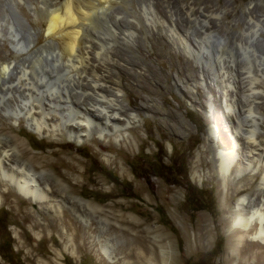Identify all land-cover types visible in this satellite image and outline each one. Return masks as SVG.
Wrapping results in <instances>:
<instances>
[{
	"label": "rangeland",
	"instance_id": "374dc122",
	"mask_svg": "<svg viewBox=\"0 0 264 264\" xmlns=\"http://www.w3.org/2000/svg\"><path fill=\"white\" fill-rule=\"evenodd\" d=\"M65 1L54 0L58 7ZM90 2L95 3L77 0V7ZM36 3L0 0V26L13 9L44 42L46 25L35 14ZM188 6L196 14H221L227 35L237 32L235 21L248 9L264 14V0H118L112 5L107 11L112 25L120 26L113 18L125 20L136 33L127 45H112L119 60L114 83L132 109L151 108L141 112L138 126L128 129V141L100 140L94 134L75 145L59 133L39 138L24 123L0 120V138H19L28 156L39 158L30 163L20 154L19 160L76 204L56 210L44 201L32 203L0 176V264H111L100 251V241L108 238L119 258L114 264H164L156 242L167 248L165 264H264V246L247 238L238 244L242 232L231 231L229 223V213L242 197L253 194L259 178L221 177L208 132L212 115L202 104L207 90L191 91L185 85L186 76L196 71L166 44V28L157 16V10L163 15L171 11L183 20ZM11 50L0 39V62ZM213 110L217 141L228 142L225 114ZM137 250L148 255V262L134 258Z\"/></svg>",
	"mask_w": 264,
	"mask_h": 264
},
{
	"label": "bare ground",
	"instance_id": "6f19581e",
	"mask_svg": "<svg viewBox=\"0 0 264 264\" xmlns=\"http://www.w3.org/2000/svg\"><path fill=\"white\" fill-rule=\"evenodd\" d=\"M36 1L35 14L46 25L44 42L13 9L2 18L8 29L0 26V39L12 50L0 62V120L24 123L39 138L59 133L75 145L94 134L100 140L110 136L115 143L128 141V129L138 126L141 112H151V108L132 109L114 83L113 67L119 60L112 45L120 41L127 45L136 34L125 20L113 18L122 27L112 25L107 11L118 0H94L96 4L90 2L80 9L77 0H66L60 7L54 0ZM153 3L148 2L154 7ZM183 11L182 20L181 14L170 11L163 15L157 10L166 28V44L185 57L190 71H196L186 76L185 85L191 91L207 90L202 104L213 116L208 132L221 177L226 181L232 176L259 178L253 194L242 197L229 213V223L231 231L242 232L238 244L247 238L264 246V14L248 9L235 21L237 32L227 35L221 27V14L210 10L196 14L191 6ZM99 22L104 26L100 28ZM213 108L225 114L228 142L217 141ZM171 115L184 122L178 114ZM25 146L17 137L0 138V176L32 203L44 201L43 205L56 210L70 204L31 165L19 160L20 154L28 156ZM38 160L28 156L30 163ZM156 243L165 264L167 248ZM113 247L109 238L100 241V251L111 264L119 259ZM147 256L137 250L134 258L143 263L148 262Z\"/></svg>",
	"mask_w": 264,
	"mask_h": 264
}]
</instances>
